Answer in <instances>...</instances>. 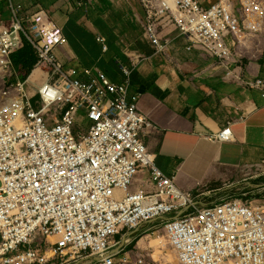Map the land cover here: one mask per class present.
Masks as SVG:
<instances>
[{
    "label": "built area",
    "instance_id": "obj_1",
    "mask_svg": "<svg viewBox=\"0 0 264 264\" xmlns=\"http://www.w3.org/2000/svg\"><path fill=\"white\" fill-rule=\"evenodd\" d=\"M138 2L142 37L156 52L171 25L188 51L214 57L231 78L249 40L264 34V0ZM0 7V83L9 86L0 110V264H262L264 199L199 205L156 167L145 138L161 131L126 100L127 81L112 83L96 67L73 77L55 55L61 29L44 11L26 13L13 0ZM23 43L35 57L26 76L11 59ZM242 83L264 97L261 79ZM231 125L208 139L232 141ZM263 163L251 172L264 175Z\"/></svg>",
    "mask_w": 264,
    "mask_h": 264
},
{
    "label": "crops",
    "instance_id": "obj_2",
    "mask_svg": "<svg viewBox=\"0 0 264 264\" xmlns=\"http://www.w3.org/2000/svg\"><path fill=\"white\" fill-rule=\"evenodd\" d=\"M13 1L29 14L44 11L61 29L65 42L55 55L66 72H76L73 77L85 80L81 71L96 67L112 83L128 82L126 100L135 101L161 131L155 139L145 138L156 151V167L193 193L199 205L264 185V175L256 179L251 173L264 161V97L242 83L264 82V56L240 65L231 78L214 57L188 51L186 39L171 25L163 29L169 43L156 52L142 37L138 0ZM217 1L197 0L204 7ZM227 121H232V141H210Z\"/></svg>",
    "mask_w": 264,
    "mask_h": 264
},
{
    "label": "rangeland",
    "instance_id": "obj_3",
    "mask_svg": "<svg viewBox=\"0 0 264 264\" xmlns=\"http://www.w3.org/2000/svg\"><path fill=\"white\" fill-rule=\"evenodd\" d=\"M1 11H3L4 9L1 8ZM5 12V11H3ZM4 13H0V18L4 19ZM248 53H246L244 56H242V58H240V64L244 65V64H248L249 62H254L255 60H257L259 57L264 56V34H262L261 36L253 39L252 41L249 40V48H248ZM7 83H0V88H4V86ZM6 109V99L4 100H0V110H5ZM253 174V172H251ZM251 174V175H252ZM257 178H259L260 176H254ZM264 178V176H261ZM262 181V180H261ZM264 182V181H262ZM242 194H244L245 196H243ZM239 197H245L247 199H255V200H259V199H264V185H260L259 187L255 188V189H249V190H243L241 191V194L238 195L237 197H231V198H239ZM151 246L156 245V241L151 239L149 241ZM144 238L139 242V245L144 244ZM157 254V252L155 253ZM156 256V255H155ZM169 258V256H167Z\"/></svg>",
    "mask_w": 264,
    "mask_h": 264
},
{
    "label": "trees",
    "instance_id": "obj_4",
    "mask_svg": "<svg viewBox=\"0 0 264 264\" xmlns=\"http://www.w3.org/2000/svg\"><path fill=\"white\" fill-rule=\"evenodd\" d=\"M11 59L13 66L20 72L24 73L25 76L30 74L33 64L35 63V57L32 50L26 43H23L22 46L14 51ZM25 76L21 77V79H24Z\"/></svg>",
    "mask_w": 264,
    "mask_h": 264
},
{
    "label": "bare ground",
    "instance_id": "obj_5",
    "mask_svg": "<svg viewBox=\"0 0 264 264\" xmlns=\"http://www.w3.org/2000/svg\"><path fill=\"white\" fill-rule=\"evenodd\" d=\"M34 75L35 74H33L31 78H33ZM5 93H9V86H8V84H6L4 86V88H0V100L6 99V94ZM261 261H262V264H264V245L261 246Z\"/></svg>",
    "mask_w": 264,
    "mask_h": 264
}]
</instances>
